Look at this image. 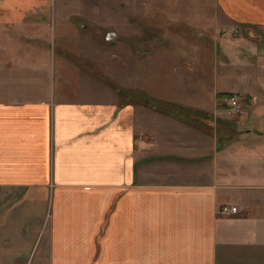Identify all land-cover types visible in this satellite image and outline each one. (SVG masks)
<instances>
[{
  "label": "crops",
  "instance_id": "1",
  "mask_svg": "<svg viewBox=\"0 0 264 264\" xmlns=\"http://www.w3.org/2000/svg\"><path fill=\"white\" fill-rule=\"evenodd\" d=\"M212 4L115 74L81 9L0 0V264H264V0Z\"/></svg>",
  "mask_w": 264,
  "mask_h": 264
},
{
  "label": "rangeland",
  "instance_id": "2",
  "mask_svg": "<svg viewBox=\"0 0 264 264\" xmlns=\"http://www.w3.org/2000/svg\"><path fill=\"white\" fill-rule=\"evenodd\" d=\"M52 5L55 7V12H58V8H63L66 12L81 9L80 15H75L69 20L95 23L101 32H104L103 28H105L114 34L116 45L112 46V71L116 74L122 44L132 52L136 49L147 54L154 51L156 57L167 61L172 57L167 54V44H172L168 39L178 38L182 42L187 33L185 26L191 22H199L198 14L210 11L213 4L212 0H52ZM63 16L68 19L67 14ZM186 36L189 37V34L187 33ZM177 55L180 56L181 53L176 52L175 56ZM164 68L168 69V66ZM127 74L124 83L134 87L135 79L132 76L134 72L129 71ZM160 79L163 81L168 78L160 77ZM111 80L116 82V80L120 81V78ZM198 127L195 126L196 129Z\"/></svg>",
  "mask_w": 264,
  "mask_h": 264
},
{
  "label": "built area",
  "instance_id": "3",
  "mask_svg": "<svg viewBox=\"0 0 264 264\" xmlns=\"http://www.w3.org/2000/svg\"><path fill=\"white\" fill-rule=\"evenodd\" d=\"M222 101L223 109L227 114L240 111L242 109L239 101V95L237 93L225 95L222 98ZM218 211L220 213H232L237 211V207L235 205L223 204L219 207Z\"/></svg>",
  "mask_w": 264,
  "mask_h": 264
},
{
  "label": "water",
  "instance_id": "4",
  "mask_svg": "<svg viewBox=\"0 0 264 264\" xmlns=\"http://www.w3.org/2000/svg\"><path fill=\"white\" fill-rule=\"evenodd\" d=\"M114 34L112 33V35L111 36H113Z\"/></svg>",
  "mask_w": 264,
  "mask_h": 264
}]
</instances>
